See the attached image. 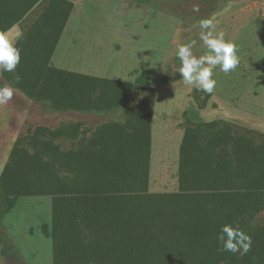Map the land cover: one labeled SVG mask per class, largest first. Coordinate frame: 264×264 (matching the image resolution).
Returning <instances> with one entry per match:
<instances>
[{"label": "trees", "instance_id": "1", "mask_svg": "<svg viewBox=\"0 0 264 264\" xmlns=\"http://www.w3.org/2000/svg\"><path fill=\"white\" fill-rule=\"evenodd\" d=\"M42 0H0V31L22 22ZM75 0H51L16 45L19 88L38 102L79 113L122 109L126 121L98 128L66 149L57 132L37 127L16 140L0 177V232L22 198L50 197L54 264H208L224 224L237 225L264 188V151L250 144L228 150L201 127L185 129L178 191L150 193L153 98L135 105L132 91L149 87V73L134 83L75 73L52 59ZM4 84L0 83V86ZM252 249L233 264H264V228ZM1 256L19 264L0 237Z\"/></svg>", "mask_w": 264, "mask_h": 264}, {"label": "rangeland", "instance_id": "2", "mask_svg": "<svg viewBox=\"0 0 264 264\" xmlns=\"http://www.w3.org/2000/svg\"><path fill=\"white\" fill-rule=\"evenodd\" d=\"M51 0H42L7 33L17 41ZM212 19L216 31L238 47L240 63L229 73L214 69L216 87L205 94L186 85L176 55L180 45L197 41L195 55L207 49L199 40V21ZM54 66L71 72L134 83L144 71L150 88L132 91L135 105L153 98V160L150 193L177 188H155V152L177 154L188 127H201L222 138L228 150L250 144L264 151V0H75L74 9L52 59ZM14 73L0 71V83L17 89L7 104H0V177L16 140L37 127L57 132L58 144L68 149L79 138L108 124L126 121L122 109L79 113L56 109L49 102L28 97ZM179 128L181 130H179ZM171 154V157L173 158ZM50 197L22 198L2 222L0 237L10 243L27 264H54L53 242L41 231L51 224ZM253 234L264 228V188L256 192L237 225ZM0 244V252H1ZM243 255L223 250L222 244L208 264H233ZM0 264H19L1 256Z\"/></svg>", "mask_w": 264, "mask_h": 264}, {"label": "clouds", "instance_id": "3", "mask_svg": "<svg viewBox=\"0 0 264 264\" xmlns=\"http://www.w3.org/2000/svg\"><path fill=\"white\" fill-rule=\"evenodd\" d=\"M199 27V40L207 52L199 56L194 54L196 40L180 45L176 52L180 62L179 74L186 85H194L198 91L211 94L217 83L214 69L218 66L224 73L232 72L238 67L240 57L237 45L226 40L222 31H216L212 19H201ZM20 62L21 49L17 47L16 41L6 31H0V71L14 73ZM17 92V89L7 84L0 86V104L9 103ZM217 239L227 252L246 255L252 249V237L239 226L222 225Z\"/></svg>", "mask_w": 264, "mask_h": 264}, {"label": "crops", "instance_id": "4", "mask_svg": "<svg viewBox=\"0 0 264 264\" xmlns=\"http://www.w3.org/2000/svg\"><path fill=\"white\" fill-rule=\"evenodd\" d=\"M179 130H181L179 128ZM151 135H152V148H151V160H150V181H149V189L151 188V182L153 181L152 178V160H153V131L151 129ZM183 136H181L180 143L177 142V146L179 147L177 149V154L174 155V152L172 154V149L166 148L165 150L160 149L159 152H155V188H164L167 186H173L177 188L176 191H178V170H179V162H180V146L183 140ZM80 137H82V134H80ZM171 154L173 158L171 157ZM156 193H163V192H156ZM171 193V192H167Z\"/></svg>", "mask_w": 264, "mask_h": 264}]
</instances>
